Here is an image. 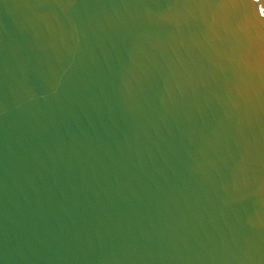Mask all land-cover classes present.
Listing matches in <instances>:
<instances>
[{
  "label": "water",
  "instance_id": "1",
  "mask_svg": "<svg viewBox=\"0 0 264 264\" xmlns=\"http://www.w3.org/2000/svg\"><path fill=\"white\" fill-rule=\"evenodd\" d=\"M0 264H264V0H0Z\"/></svg>",
  "mask_w": 264,
  "mask_h": 264
}]
</instances>
